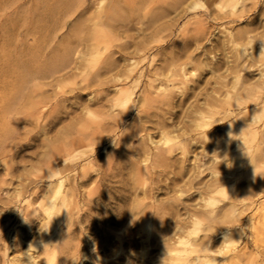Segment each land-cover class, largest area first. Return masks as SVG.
I'll list each match as a JSON object with an SVG mask.
<instances>
[{
  "label": "rangeland",
  "instance_id": "1",
  "mask_svg": "<svg viewBox=\"0 0 264 264\" xmlns=\"http://www.w3.org/2000/svg\"><path fill=\"white\" fill-rule=\"evenodd\" d=\"M197 2L0 0V264H23L28 254L36 264H172L169 258L183 248L174 242L179 236L196 249L220 252L223 231L238 242L215 257L219 264H264V160L241 169L237 178L228 175L231 159L219 142L235 117L214 113L206 126L199 117L222 111L226 85L236 78L257 88L264 65L250 60L264 40V0H239L235 14L221 12L220 0H202L206 7L193 11ZM106 60L117 71L100 70ZM137 62L132 79L125 80L128 66ZM62 64L68 68L50 75ZM162 65L186 72L183 83L168 86L178 100L173 108L139 99L147 92L146 76L136 77L139 68L157 66V73H165ZM97 68L101 75L93 78ZM117 86L132 91L126 112L114 99ZM193 105L201 109L193 111ZM120 112L122 119H113ZM240 115L247 124L248 115ZM177 119L185 149H175L169 164L153 172L150 154L138 149L158 141L159 121L171 127ZM131 122L138 126L125 142L122 133ZM94 131L103 132L104 141L75 147ZM86 155L93 162L89 179L78 186L65 216L46 224L41 197L48 163L63 175ZM140 166L150 170L138 174ZM208 196L217 202L215 209L208 208ZM142 208L154 214L143 218ZM147 223L164 236L147 239ZM198 225L199 235L190 236Z\"/></svg>",
  "mask_w": 264,
  "mask_h": 264
},
{
  "label": "bare ground",
  "instance_id": "2",
  "mask_svg": "<svg viewBox=\"0 0 264 264\" xmlns=\"http://www.w3.org/2000/svg\"><path fill=\"white\" fill-rule=\"evenodd\" d=\"M220 1H221L220 3H223V4H228V3L234 2V0H220ZM229 13L233 14L232 12H228V14ZM250 58H252V57H250ZM234 60H235V58H234ZM250 61H253V63H257L260 66L264 65V40H262L260 42V44H259L258 56H255ZM133 63L135 64L136 62H133ZM133 63H131V66H128L129 67L128 70L125 69V70H127L126 74L124 75V79L125 80L126 79L128 80L129 78H131L133 76V74H134L132 72L133 71L135 72L134 69H137L136 67H138L137 66L138 62H137L136 65H134ZM235 64H236V61H235ZM116 65H117V63H116ZM68 66H70V65H68ZM162 66H166V65H162ZM162 66H161V69H163V72H165V73H162V70L160 71L161 73L160 72L157 73V71H158L157 70L158 69L157 66L152 67V69H150L149 67H147L146 69H143V68H141L139 66L141 69L139 68V70L137 71L136 77L140 78V76H146V78H147L144 81V87H143L144 90H146L147 92L141 94L139 99L142 101V103H147V102L149 103V102H152V100H157L161 105L172 106V108H173V105L176 103L177 99L173 100V97H174L173 92L174 91H172V89H169L168 86L169 85H173L174 86L175 83H176V85H178L179 83H183L184 80L186 79V72L180 67H174V66L170 67L171 65L170 66L167 65L165 68L164 67L162 68ZM240 66H243V69H244V67H246V64L244 66L243 63H241ZM66 67H67L66 64L65 65L62 64L59 67H55L50 75L59 74V72L60 71L61 72L64 71L66 69ZM99 68H100V70L102 69L104 73H106L108 71L110 72L112 70L114 71L116 69L115 68V64L113 63V61H108V60H106V62H104V64L101 65ZM118 68H119V66H118ZM142 69L144 71H142ZM239 69H240V67H239ZM241 69H242V67H241ZM95 70H97V73L95 72L96 74H95V76L93 78L97 77L99 74L101 75V72H102V71H99L98 68L95 69ZM115 71H117V69ZM260 71L262 73L259 76V80H257V82L255 84L257 86V88H252L250 86L243 85L242 83H240L241 80H239V82H238V81H236L237 80V78H236L235 82L232 83V85H230V86L228 85L227 86L226 84H224V85H226V94H224L225 95V98H224V101H223L224 103L221 104V106H220V108H222V111H221V109L220 110H214V111H210V113L207 116H205V114L204 115L203 114L199 115L200 120H201L200 125H202V126H206V125L210 124V122L206 118L212 117V115L214 113H221L220 114L221 118H224V117H226V118L235 117V121L233 123L234 125L233 124H226L227 132H226V135H225V139L221 143L219 142V146H221V147L223 146V149L226 150L225 154L228 155L230 157V159H231V163L227 167L226 173L228 175H232L235 178L239 177V173H240L241 169H244V168L250 169V168L254 167L255 165H259L257 163L258 161L264 160V146H262V143H264V139H262V137H264V136H262V135H264V134H262V133H264V99H262V97H264V94H261L262 92H264V67H262ZM156 74L157 75H161L162 74L163 76L156 77ZM54 79H56V77ZM94 80H96V79H94ZM122 80H123V77H122ZM133 80H134V78H133ZM86 81L89 82L88 80H86ZM154 81H156V82L154 83ZM86 85H87V83H86ZM115 94L116 95H115L114 99L116 101V104L119 105L120 107H123L121 112H126L127 110H129V108H131V106L133 105L132 91L130 90V87L117 86V89L115 90ZM124 99L129 100L130 103L126 104L124 106H121L122 101ZM207 100H208V98H207ZM180 101H179V103H180ZM206 104H209V103L206 102ZM232 106H234V107L236 106V108H237L236 111L234 110L235 112H233V114H231V112H232L231 110H233V109L230 110V108ZM191 108H192L193 111H196L199 108L201 109V107L199 105H193ZM31 112H30V114H31ZM35 112H37V111H35ZM121 112L118 113V114L113 115V119L121 120L122 117H123ZM240 114H245L246 116L248 115L247 116V124L240 123L241 122V117H242ZM177 120H178L177 121L178 123H175L173 121V123L171 124V127L170 126L168 127L167 126L168 124L165 123L164 121H159L161 123L158 126V129L160 131V137H159L158 141H156V143L153 145V147L151 146L150 149H148V147H142V148L138 149L139 151L142 150L143 152H146L147 154H150L151 165H152V166L151 165L150 166L153 169V172H154V169H156V167H161L163 165L167 166V163L169 164V162H167V161H169L168 159L170 157V154H171V152H173L175 150L174 148L163 147L162 144H161L162 140H164L166 138L178 140L182 144V148H179V149L181 151H184V149H185V140L178 138L180 134L182 135V133H180V130H182V127L180 126L181 119L180 120L177 119ZM243 120H245V119L243 118ZM137 126H138L137 122H133V123L131 122L128 125L127 131L122 133L123 141H125V142L127 141V138H126L127 135L130 134L133 129H136ZM189 126L187 127L185 125L184 127H185V129L189 130L190 129ZM102 130L104 131L105 129H102ZM106 131L107 130H105V132ZM96 133H97V131L96 132L95 131L91 132L87 137L80 139L77 142L75 147L77 148V146L79 147V146L86 145V144L98 143L101 140H103V138H104L103 132H100L99 135L98 134L96 135ZM204 134L206 135L207 133L204 132ZM2 140H4V139H2ZM215 143H217V142H215ZM70 150L71 149H69V151ZM91 151L93 152V154H91V155H93V157H98L99 156V153L97 151H94L93 149ZM87 157H89V156L86 155V157H85L86 161L85 162L74 163V164H70V165L66 166L65 169L67 170V172H65V174H63V175H60V179H63L65 181L64 189H63V194H64V198H65L64 199V205L58 211L57 216L54 217L53 219H52L51 215L47 212L46 209L43 210V216H44V220H45L46 224H50L51 225V224H53V222H56V219L59 220V219H61V218H63L65 216L64 210L66 209L67 204L69 202L73 201V198L75 197V195L77 194V191L79 190L78 186L83 185L89 179V177H90V168H92L93 162H92V159L90 160ZM105 161H108V160H105ZM48 164H49V170H58L59 172H61V171L63 172V170H61L58 167H57V169H54L53 168L55 166L54 163H52V162L50 163L49 162ZM165 166H163V167H165ZM148 167L140 166L139 169L137 170L138 174L145 175L150 170ZM243 172H244V170H243ZM244 173H246V172H244ZM262 174H264V173H262ZM258 177H259V175H258ZM262 178H264V177H262ZM257 179H258V184H259V180H262V179H259V178H257ZM230 180L231 179L226 178V182H229ZM172 182H174V180H172ZM262 182H264V180H262ZM66 184H67V186H66ZM143 185H145L144 182H143ZM206 186H208V185H206ZM252 187H250V188H252ZM254 187H256V186H254ZM47 189H48V185L46 186L45 189H43L41 201H43V198L45 196V193L47 192ZM142 189H144V188H142ZM146 190L144 189V192ZM211 190H212V188H210V191ZM146 193L147 192H145L144 194H146ZM31 194H33L34 196L38 195V188L33 189ZM123 196L126 197L125 195H123ZM209 197L210 196H208V198ZM207 199H206V201H207ZM29 205H30V202L27 201V205H26V208H25V212L26 213H28L29 210H30V208L28 207ZM145 206L143 208H145ZM157 206L158 205H156V208H159V206L158 207ZM163 207H165V206H163ZM143 208L139 211V213L141 214V217L149 219L151 217V214L153 213L152 209L151 208L143 209ZM192 215H193V212H190V214L188 216H190V218H191V217H193ZM262 215H264V214H262ZM262 217H264V216H262ZM182 224L183 223L180 220H177V226L178 227H181ZM260 224H261L260 226H264V220H262V222L260 220ZM260 226H259V229L261 228ZM145 229H147V231H146V238L147 239L152 238V239L156 240V239H161L162 236H164V234L161 233V232H156L155 233L154 231H152V228L149 227V223H147V227L145 226ZM255 232H256V229H255ZM225 234H227V233L223 231L221 236L224 237ZM229 236L233 240H235L234 236H232V235H229ZM182 240L189 241V239L185 238V236H179L178 239L174 240V242L177 245H181L180 242ZM262 243H264V240H262ZM262 243H260V248L262 249V251H264V244H262ZM177 250H178V253H182V252L185 251L184 248L177 249ZM25 254L22 253L21 257L24 256ZM28 255H30V254H28ZM25 256L23 257V259L25 258ZM234 256L235 257L238 256L237 252L234 253ZM17 257H15V258H17ZM19 258H20V256L17 259H19ZM17 259H15V260L17 261ZM169 260H170V262L172 264H184L182 258L180 256H178V255H175V257H173V258H169ZM23 262L25 263V260H23L22 263ZM20 264H21V262H20ZM153 264H158V263L153 261ZM187 264H191V261L190 260L187 261Z\"/></svg>",
  "mask_w": 264,
  "mask_h": 264
},
{
  "label": "clouds",
  "instance_id": "3",
  "mask_svg": "<svg viewBox=\"0 0 264 264\" xmlns=\"http://www.w3.org/2000/svg\"><path fill=\"white\" fill-rule=\"evenodd\" d=\"M205 7H206L205 4L202 2V0H200V2H197L194 5L193 11L197 9H204ZM216 7L221 12L230 11L233 14H235L237 9L240 7V3L239 0H234V2L228 4H223V3L217 4ZM129 103H130L129 100L124 99L122 101L121 106H124ZM161 144L163 147L166 148H174V149L182 148V144L180 143V141L169 138L162 140ZM64 163L67 164L68 161L65 160ZM64 183L65 181L63 179H60V173L58 170H49L47 175L48 189L47 192L45 193L42 202L44 203V207L46 208L47 212L51 215L52 219L57 216L58 211L64 205V199H65L63 194ZM206 203L208 208L210 209H215L217 207V202L212 198H209ZM238 214L239 213L237 209L232 210V215L234 217L238 216ZM189 235L192 237L198 236L199 225ZM237 242L238 241L233 240L228 234H225L224 241L221 245L223 250L220 252H215L209 250L208 248H204L202 250L196 249L192 246V244L189 241L182 240L180 244L185 249V251L182 253H175L174 255L180 256L184 264H187V261L189 260L191 261V264H219V261L215 257H217L218 255L223 256L230 250L235 249ZM30 249H32L31 245L29 247V250ZM25 264H36V262L31 255H26Z\"/></svg>",
  "mask_w": 264,
  "mask_h": 264
}]
</instances>
